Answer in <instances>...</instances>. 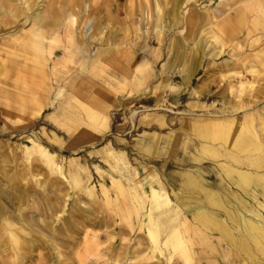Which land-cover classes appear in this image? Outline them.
Here are the masks:
<instances>
[{"label": "rangeland", "instance_id": "374dc122", "mask_svg": "<svg viewBox=\"0 0 264 264\" xmlns=\"http://www.w3.org/2000/svg\"><path fill=\"white\" fill-rule=\"evenodd\" d=\"M1 207L0 264H264V0H0Z\"/></svg>", "mask_w": 264, "mask_h": 264}, {"label": "crops", "instance_id": "0c3cea01", "mask_svg": "<svg viewBox=\"0 0 264 264\" xmlns=\"http://www.w3.org/2000/svg\"><path fill=\"white\" fill-rule=\"evenodd\" d=\"M209 133V139H212L216 136H219L220 138H222L223 140H227L229 143L233 144V145H239L242 142V136L240 132H234L232 133V135L230 134V131L227 129H221L218 132H215L211 125H204L200 131H198V134L200 135V137L202 138H207L206 134ZM249 174L242 172V171H237L236 172V182L238 183V185H244L247 184L250 181L249 178Z\"/></svg>", "mask_w": 264, "mask_h": 264}, {"label": "bare ground", "instance_id": "6f19581e", "mask_svg": "<svg viewBox=\"0 0 264 264\" xmlns=\"http://www.w3.org/2000/svg\"><path fill=\"white\" fill-rule=\"evenodd\" d=\"M29 6V5H28ZM31 6V5H30ZM67 7V6H66ZM67 9V8H66ZM36 13V12H35ZM40 13V12H39ZM41 14V13H40ZM38 16H39V14H37ZM29 16V15H28ZM31 17V16H30ZM36 17V16H35ZM41 17V19H42V17H43V15H40L39 17H37V18H40ZM32 18V17H31ZM30 19V18H29ZM40 19V20H41ZM42 21V20H41ZM44 21V20H43ZM33 22V21H32ZM39 22V21H38ZM48 23V22H47ZM51 23V22H50ZM49 23V24H50ZM41 24H43V23H41ZM41 24H40V26H41ZM35 25V24H34ZM44 25V27H45V24H43ZM48 25V24H47ZM38 28H40V27H38ZM48 29V28H47ZM87 32H88V27H87V29L85 30V32H84V34L83 35H87ZM41 34V33H40ZM80 50V49H79ZM82 50V49H81ZM21 116V115H20ZM161 184V183H160ZM163 189V188H162ZM155 191V190H154ZM162 192V191H161ZM155 193V192H154ZM155 204V203H154ZM263 206V205H262ZM19 208V207H18ZM149 208V207H148ZM0 211H1V214L2 213H5L6 211H5V207L3 208V207H1L0 208ZM23 214V213H22ZM10 215V214H9ZM7 217V216H6ZM20 217V216H19ZM2 218V217H1ZM11 220V219H10ZM9 220V221H10ZM262 221H263V224H262V226L264 225V217H262ZM23 222V221H22ZM32 225V224H31ZM10 226V225H9ZM12 226V225H11ZM153 227V226H152ZM17 228V227H16ZM9 230V229H8ZM262 232V231H261ZM150 236H152L153 238H155L156 237V234H155V232L153 231V229H151L150 230ZM261 234V233H260ZM259 234V235H260ZM12 236H14V235H12ZM260 237H262V235L260 236ZM178 238V237H177ZM254 238H256V237H254ZM253 238V239H254ZM258 238V237H257ZM13 239V238H12ZM17 240V239H16ZM13 241H15V239L13 240ZM18 241V240H17ZM16 241V242H17ZM20 241V240H19ZM258 242V241H257ZM19 243V242H18ZM259 243V242H258Z\"/></svg>", "mask_w": 264, "mask_h": 264}]
</instances>
